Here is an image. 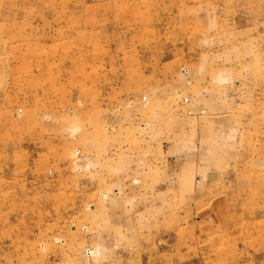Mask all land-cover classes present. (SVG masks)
<instances>
[{
  "label": "rangeland",
  "instance_id": "obj_1",
  "mask_svg": "<svg viewBox=\"0 0 264 264\" xmlns=\"http://www.w3.org/2000/svg\"><path fill=\"white\" fill-rule=\"evenodd\" d=\"M0 264H264V0H0Z\"/></svg>",
  "mask_w": 264,
  "mask_h": 264
}]
</instances>
